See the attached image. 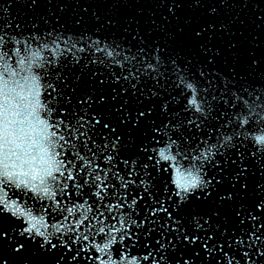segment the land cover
Here are the masks:
<instances>
[{
	"label": "snow or ice",
	"instance_id": "1",
	"mask_svg": "<svg viewBox=\"0 0 264 264\" xmlns=\"http://www.w3.org/2000/svg\"><path fill=\"white\" fill-rule=\"evenodd\" d=\"M0 264H264V0H0Z\"/></svg>",
	"mask_w": 264,
	"mask_h": 264
}]
</instances>
